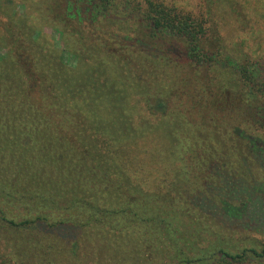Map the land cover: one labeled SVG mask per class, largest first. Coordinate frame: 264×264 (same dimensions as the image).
Listing matches in <instances>:
<instances>
[{
    "label": "trees",
    "instance_id": "16d2710c",
    "mask_svg": "<svg viewBox=\"0 0 264 264\" xmlns=\"http://www.w3.org/2000/svg\"><path fill=\"white\" fill-rule=\"evenodd\" d=\"M40 1L0 0V264H264V63L221 0Z\"/></svg>",
    "mask_w": 264,
    "mask_h": 264
},
{
    "label": "rangeland",
    "instance_id": "374dc122",
    "mask_svg": "<svg viewBox=\"0 0 264 264\" xmlns=\"http://www.w3.org/2000/svg\"><path fill=\"white\" fill-rule=\"evenodd\" d=\"M6 10H10L11 13L23 14L25 9L19 5L23 2L26 4L27 11L32 14V17L37 18L39 14L36 13V4H40V0H13L15 6L7 4L6 0H2ZM204 0H175L186 11L200 12L203 6ZM241 4L242 17L235 15L228 7V4L224 1H220L221 6H218V10L215 12L222 16L221 24L223 26V35L226 38V42L229 47L239 48L243 46L246 52H254L257 59H260L264 63V0H238ZM6 2V4H5ZM15 7V8H14ZM38 8V7H37ZM14 9V10H13ZM5 15H0V21L4 20ZM238 17V18H237ZM3 22V21H1ZM40 27H43L45 33L53 40L56 47L63 53V58L69 67H76L77 59L72 57L66 50V46L63 43L62 34L58 30L53 28H44L45 22L38 18L37 22ZM2 25H0V37L3 35ZM2 34V35H1ZM240 45V46H239ZM4 50L0 49V54H3ZM237 234L234 236L236 240L244 239L247 236L256 238L258 233L255 231H247L246 233ZM259 238V237H258ZM243 245L240 246V248ZM239 252V251H238Z\"/></svg>",
    "mask_w": 264,
    "mask_h": 264
}]
</instances>
